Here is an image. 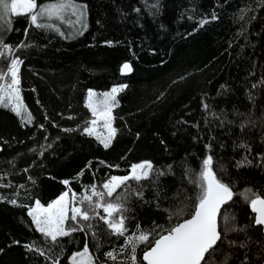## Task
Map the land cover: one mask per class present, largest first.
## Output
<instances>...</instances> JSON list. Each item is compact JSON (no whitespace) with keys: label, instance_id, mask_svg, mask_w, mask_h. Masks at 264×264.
<instances>
[{"label":"trees","instance_id":"trees-1","mask_svg":"<svg viewBox=\"0 0 264 264\" xmlns=\"http://www.w3.org/2000/svg\"><path fill=\"white\" fill-rule=\"evenodd\" d=\"M49 2L53 0H38ZM78 2L87 5V30L82 35H72L79 24L72 28L61 22V36L19 16L11 18V30L2 37L23 61L20 87L34 120L22 126L15 113L0 107V176L7 174L0 183L12 184L0 187L5 197L0 200V264H51L37 251L47 255L49 245L28 208L36 200L46 206L58 198L67 190L64 180L80 193L85 185L95 182L99 187L112 175L128 174L134 163L152 161L166 174L155 183L141 182L143 199L131 196L130 232L137 223L148 229L154 223L170 228L175 220L169 221V210L185 196L195 195L186 170L199 172L209 154L224 166L219 175L235 192L251 188L264 195V0ZM202 20L208 23L201 25ZM22 42L28 46L16 47ZM6 63L0 59V68ZM124 63L131 65L130 72L122 73ZM118 85L127 87L117 95L119 106L112 114L118 131L105 149L95 136L81 134L86 122L94 119L86 107L87 93ZM245 156L251 165L238 168ZM82 169L84 175L74 179ZM129 183L133 189L141 186ZM13 199L16 204L9 202ZM225 208L234 214L238 228L248 226L229 232L227 240L249 241V246L229 248L225 242L217 259L230 253L229 264H240L247 254L248 264H261L257 256L264 259V234L252 226L250 207L236 196ZM93 223L97 240L85 232L60 238L65 248L61 264H68L67 258L81 250L86 239L100 261H105L104 253L124 244L123 238L109 234L103 221ZM219 224L223 227V221ZM33 242L29 250L26 245ZM142 248L137 250L138 260ZM118 259H126V254Z\"/></svg>","mask_w":264,"mask_h":264},{"label":"snow or ice","instance_id":"snow-or-ice-1","mask_svg":"<svg viewBox=\"0 0 264 264\" xmlns=\"http://www.w3.org/2000/svg\"><path fill=\"white\" fill-rule=\"evenodd\" d=\"M19 16H26L30 24L38 29L55 31L61 36L65 35L59 26L61 22L79 24L80 27L72 35H82L83 31L87 30V5L79 3L78 0H53L49 3H38V0H0V59L7 61L4 67L0 68V107L15 113L24 126L33 123L34 117L21 95L20 66L23 61L14 55L13 46L5 43L2 38L6 31L11 30L13 23L11 18ZM240 19H243V16ZM200 23L203 25L208 21L202 20ZM108 43L111 44V42ZM27 46L22 42L16 47ZM131 70L129 63L122 65V73ZM261 84H264V80H261ZM126 87L127 85L114 86L110 91L99 94L90 89L87 93L86 107L91 111L94 119L86 122L87 126L83 127L81 134L95 136L105 149L111 146L117 134L118 130L113 127L112 113L113 109L119 106L117 95ZM252 87L255 88L257 85L253 84ZM204 107L208 106L204 105ZM47 118L45 116V119ZM73 118L68 117V119ZM99 119H103V128L107 130V135L96 131ZM39 127L43 129L44 125L41 124ZM63 130L67 132L76 129ZM47 147L51 148L52 145L49 144ZM206 147L210 149V145ZM241 147L251 151L247 145H241ZM43 154L44 151H41L40 155L43 156ZM101 163L104 162L101 161ZM251 163L248 156H245L237 162L236 166L246 167ZM91 166L92 162L89 161L86 168L90 169ZM108 167L119 166L108 165ZM167 168L168 172H171L172 166L168 165ZM222 172H224V166L218 164L214 155H206L201 162L199 172H194L191 168L186 170L185 175L188 182L195 186V195L194 198L185 196L177 207L169 210L168 219L169 221L175 220L173 225L165 228L154 223L153 227L148 229L137 223L131 232L127 225V222L132 219L127 215L130 211L128 202L131 196L143 199L141 182L155 183L160 176L166 174L154 167L152 161L144 160L134 163L130 166L128 174L112 175L99 187L95 182L85 185L80 193L70 187L71 181L64 180L62 183L67 190L58 198L47 203L46 206L36 200L34 206L28 208V215L32 218L36 230L43 235L45 242L49 245L47 255L42 249H37V251L41 256L50 260L51 264H61L65 248L60 238L69 237L75 232H85L90 234L93 240H97V225L93 221L100 220L106 225L109 234L123 238L124 244L118 249L112 248L104 253L105 261H100L99 257L90 250L86 239L82 249L73 252L67 258L68 264H106L107 261H112L114 264H141V262H146V264H229L232 259L230 253H225L220 260L217 259L220 246L226 242L229 248H247L249 241L237 244L236 241H228L227 234L245 231L248 226L238 228L233 223L234 214L228 213L224 206L232 202L234 197L239 196L255 214L252 226H260L264 230V195L251 188L235 192L234 186L226 183L223 176L219 175ZM83 175L84 169L74 179L78 180ZM5 176H0V180H3ZM130 181H135L141 186L133 189ZM11 186V182L0 183V187ZM23 187L24 185H19V188ZM16 195H19V192ZM3 199L5 197L0 195V200ZM9 202L17 203L15 199ZM189 205H191L190 210ZM218 218L223 221V227L218 223ZM99 246L97 243V249ZM141 246H143L142 256L138 260L137 250ZM26 247L32 250L35 242ZM122 254H126V259H118ZM257 259L264 264V259L260 256H257ZM240 264H248L247 254Z\"/></svg>","mask_w":264,"mask_h":264},{"label":"rangeland","instance_id":"rangeland-1","mask_svg":"<svg viewBox=\"0 0 264 264\" xmlns=\"http://www.w3.org/2000/svg\"><path fill=\"white\" fill-rule=\"evenodd\" d=\"M74 19H75V18L73 17L72 20L74 21ZM75 26H76V24H72V23H70V27L75 28ZM20 72H21V71H20ZM21 95H22V93H21ZM22 97H23V96H22ZM100 122L104 123V122H103V119H99V120L97 121L96 131H97V132H100V133H103L104 135H107V130L103 128V124H101Z\"/></svg>","mask_w":264,"mask_h":264},{"label":"water","instance_id":"water-1","mask_svg":"<svg viewBox=\"0 0 264 264\" xmlns=\"http://www.w3.org/2000/svg\"><path fill=\"white\" fill-rule=\"evenodd\" d=\"M225 206H226V205H225ZM225 206H224V207H225ZM250 211H251V209H250ZM251 213H252V212H251ZM252 214L255 215L254 213H252ZM219 220H220V219L218 218V223H219ZM256 227L259 228L260 226H256ZM263 234H264V230H263ZM143 263L146 264V262H143Z\"/></svg>","mask_w":264,"mask_h":264},{"label":"built area","instance_id":"built-area-1","mask_svg":"<svg viewBox=\"0 0 264 264\" xmlns=\"http://www.w3.org/2000/svg\"><path fill=\"white\" fill-rule=\"evenodd\" d=\"M20 71H21V66H20Z\"/></svg>","mask_w":264,"mask_h":264}]
</instances>
